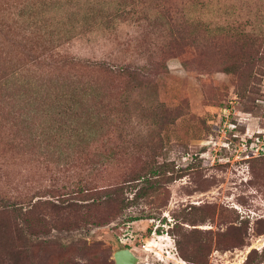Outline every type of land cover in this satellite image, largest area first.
I'll return each mask as SVG.
<instances>
[{
	"label": "rangeland",
	"instance_id": "374dc122",
	"mask_svg": "<svg viewBox=\"0 0 264 264\" xmlns=\"http://www.w3.org/2000/svg\"><path fill=\"white\" fill-rule=\"evenodd\" d=\"M240 135L264 142V0H0L18 264H264V154Z\"/></svg>",
	"mask_w": 264,
	"mask_h": 264
},
{
	"label": "trees",
	"instance_id": "16d2710c",
	"mask_svg": "<svg viewBox=\"0 0 264 264\" xmlns=\"http://www.w3.org/2000/svg\"><path fill=\"white\" fill-rule=\"evenodd\" d=\"M222 71L226 72V73H232L234 75H236V77L238 76V71L236 69V67L233 65V63H227L224 65V67L222 68ZM260 157V156H259ZM261 157H264V155H262ZM142 170V169H141ZM154 172V171H152ZM140 173H135L134 175H139ZM138 177L136 178H133V179H137ZM144 182L148 183L147 185L149 186H152V188H155L156 185L154 184L155 181H150V179H143ZM0 212L2 213H6L8 211H20L22 213H27V212H30V210H22V207L20 206V204L18 202H16V200H11L10 198H0ZM122 201V199H121ZM29 209V208H27ZM132 220V219H131ZM25 222H27L25 220ZM7 239H5V241H3V247H2V250L0 252V254H3L4 255V258L5 256H8L7 259H4L6 260V263L8 264H18V261H19V258H22L20 257L17 253V250L14 248L13 246V243L11 241H9V243L6 241ZM32 249V248H31ZM27 256H29V251L27 252ZM248 258V257H247Z\"/></svg>",
	"mask_w": 264,
	"mask_h": 264
},
{
	"label": "built area",
	"instance_id": "2783aa9c",
	"mask_svg": "<svg viewBox=\"0 0 264 264\" xmlns=\"http://www.w3.org/2000/svg\"><path fill=\"white\" fill-rule=\"evenodd\" d=\"M227 108H223L222 110L225 111ZM236 125H234V123L230 124V128L228 129V131H232L231 132V137H237L238 132L235 130ZM245 135H240L238 137V149L240 151L241 154V159L244 158H248L249 156H256L259 154H264V142H263V137L259 138L258 136H255L253 138H251V136H249L248 138H250V141L247 142L246 137H244Z\"/></svg>",
	"mask_w": 264,
	"mask_h": 264
},
{
	"label": "water",
	"instance_id": "95a60500",
	"mask_svg": "<svg viewBox=\"0 0 264 264\" xmlns=\"http://www.w3.org/2000/svg\"><path fill=\"white\" fill-rule=\"evenodd\" d=\"M114 264H136L138 258L128 249L120 248L112 253Z\"/></svg>",
	"mask_w": 264,
	"mask_h": 264
}]
</instances>
